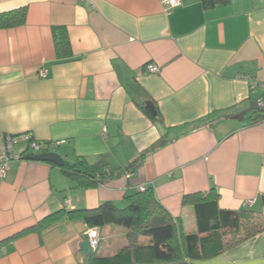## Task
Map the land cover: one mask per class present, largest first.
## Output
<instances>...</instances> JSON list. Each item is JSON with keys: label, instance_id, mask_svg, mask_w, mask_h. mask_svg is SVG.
Here are the masks:
<instances>
[{"label": "crops", "instance_id": "0c3cea01", "mask_svg": "<svg viewBox=\"0 0 264 264\" xmlns=\"http://www.w3.org/2000/svg\"><path fill=\"white\" fill-rule=\"evenodd\" d=\"M210 1L0 0V15L27 8L24 25L0 28V133L65 141L50 152L114 174L79 187L17 146L23 159L0 181V264H86L83 222L14 237L63 209L125 208L142 186L187 234L197 221L185 196L214 189L221 209L264 214V109L235 119L264 95L249 84L264 82V0ZM62 29L71 52L59 56ZM99 231L97 255L126 244L122 227ZM195 264H264V233Z\"/></svg>", "mask_w": 264, "mask_h": 264}, {"label": "trees", "instance_id": "16d2710c", "mask_svg": "<svg viewBox=\"0 0 264 264\" xmlns=\"http://www.w3.org/2000/svg\"><path fill=\"white\" fill-rule=\"evenodd\" d=\"M203 3L207 8L215 6L210 0H203ZM26 19L27 8L3 13L0 15V28L22 26ZM56 50L59 56L71 52L68 34L64 29L56 38ZM135 165L132 164L130 169ZM61 170L83 188H95L114 175L108 166L91 165L83 158H77L74 164L66 162ZM127 201L125 208L105 202L93 210L57 211L37 226L17 234L14 239L52 228L65 219L83 222L89 229L115 225L126 230V244L114 255L101 256L95 252L87 264H195L219 257L229 249L264 233L263 212L223 210L219 206V194L214 189L209 193L184 197L183 206L194 207L197 221V232L189 234L157 202L153 188L139 191L127 197ZM262 202L264 207V196Z\"/></svg>", "mask_w": 264, "mask_h": 264}, {"label": "built area", "instance_id": "2783aa9c", "mask_svg": "<svg viewBox=\"0 0 264 264\" xmlns=\"http://www.w3.org/2000/svg\"><path fill=\"white\" fill-rule=\"evenodd\" d=\"M163 5L167 9H175L181 5V0H162ZM146 69L151 73H159L160 68L156 65L150 64ZM41 77H46V72H41ZM251 89L261 90L264 94V82L250 81ZM259 109H264V95L257 100ZM107 133V130H104ZM65 141L51 142L49 144H42L39 142L32 133H24L20 135H6L0 133V181L5 180L9 176L10 165L12 162L23 159L22 154H16L14 152L17 146H24V153L30 157L39 154L48 153L53 149L65 144ZM147 188L142 186L140 191H145ZM253 202H247L246 207H251ZM91 244L94 248H97L100 244V231L99 229H90L88 231Z\"/></svg>", "mask_w": 264, "mask_h": 264}, {"label": "water", "instance_id": "95a60500", "mask_svg": "<svg viewBox=\"0 0 264 264\" xmlns=\"http://www.w3.org/2000/svg\"><path fill=\"white\" fill-rule=\"evenodd\" d=\"M259 109L257 103H252L250 109L244 111L243 113L239 114L238 116L235 117L237 120H244L246 115L249 113H252L254 111H257ZM147 110L151 112H155L153 108V104H147ZM29 160L36 161V162H47L54 164L58 167H63L65 165V160L57 153L54 152H48L44 154H39L35 156H30L28 158ZM83 244L81 246V254L83 256V262L86 263L88 262L89 258L96 252V249L92 246L90 236L89 234H85L83 238ZM87 264V263H86Z\"/></svg>", "mask_w": 264, "mask_h": 264}, {"label": "rangeland", "instance_id": "374dc122", "mask_svg": "<svg viewBox=\"0 0 264 264\" xmlns=\"http://www.w3.org/2000/svg\"><path fill=\"white\" fill-rule=\"evenodd\" d=\"M263 218H264V217H263ZM105 234L108 235V236L110 235L109 233L107 234L106 232H104V235H105ZM103 246H104V244H103L102 247H101L100 253H103ZM111 251H112V250L110 249V252H109V253H111Z\"/></svg>", "mask_w": 264, "mask_h": 264}, {"label": "flooded vegetation", "instance_id": "af4514ba", "mask_svg": "<svg viewBox=\"0 0 264 264\" xmlns=\"http://www.w3.org/2000/svg\"><path fill=\"white\" fill-rule=\"evenodd\" d=\"M99 245H100V244H99ZM98 247H99V246H98ZM98 247H97V248H98ZM97 248H95V249H97Z\"/></svg>", "mask_w": 264, "mask_h": 264}]
</instances>
